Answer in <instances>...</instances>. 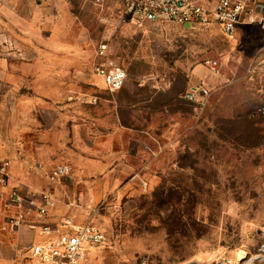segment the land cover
<instances>
[{
    "label": "rangeland",
    "instance_id": "1",
    "mask_svg": "<svg viewBox=\"0 0 264 264\" xmlns=\"http://www.w3.org/2000/svg\"><path fill=\"white\" fill-rule=\"evenodd\" d=\"M99 14L71 1L77 57L47 60L52 105L34 109L21 96L5 108L0 151L29 163L16 175L51 189L60 215L105 233L86 264H264V29L227 36L215 24L119 25ZM101 63L126 70L119 91L97 73ZM195 86L208 94L187 99ZM59 164L69 174L51 182ZM39 239H12L10 264H28Z\"/></svg>",
    "mask_w": 264,
    "mask_h": 264
},
{
    "label": "built area",
    "instance_id": "2",
    "mask_svg": "<svg viewBox=\"0 0 264 264\" xmlns=\"http://www.w3.org/2000/svg\"><path fill=\"white\" fill-rule=\"evenodd\" d=\"M100 12L105 23L143 26L146 23L174 22L194 26L218 25L227 36H233L241 27L257 25L264 28V17H259V3L250 0H88ZM107 41V40H106ZM102 42L98 54H106L107 43ZM104 76L111 91H119L125 84L127 72L121 66L96 67ZM208 94L204 86L192 87L189 100H198ZM11 161L0 157V190L6 187ZM66 164L55 166L49 179L54 182L69 174ZM3 228H20L38 234L28 250V264H86L89 247L106 239L105 233L91 223L81 222L69 214H57V198L51 189H32L21 192L12 188L6 193Z\"/></svg>",
    "mask_w": 264,
    "mask_h": 264
},
{
    "label": "crops",
    "instance_id": "3",
    "mask_svg": "<svg viewBox=\"0 0 264 264\" xmlns=\"http://www.w3.org/2000/svg\"><path fill=\"white\" fill-rule=\"evenodd\" d=\"M71 1L0 0V122L4 120L2 116L6 113L5 108H18L21 105V96L22 101L34 109L38 101L47 100L52 105L46 92L54 87L53 70L47 60L68 59L71 55L77 57L78 53L72 50L68 39ZM261 1L257 14L262 18L264 0ZM64 68V75H67L66 66ZM58 71L62 75L63 67L56 72ZM60 89L62 90L61 85ZM27 91V96L22 95V92ZM16 154L9 159L10 157L0 151V157L11 161L8 184L0 190V194H6L12 188L26 192L40 186L26 173L22 176L16 175L15 168L19 163L24 167L29 164L22 162L21 157ZM37 167L42 168L43 163L38 162ZM59 211L57 208V214L62 212ZM3 212L5 215L6 209L0 203V216ZM3 221L4 218L0 217V264H10L16 250L12 239L23 240L30 237L32 232H27L24 228L16 231L4 229Z\"/></svg>",
    "mask_w": 264,
    "mask_h": 264
},
{
    "label": "bare ground",
    "instance_id": "4",
    "mask_svg": "<svg viewBox=\"0 0 264 264\" xmlns=\"http://www.w3.org/2000/svg\"><path fill=\"white\" fill-rule=\"evenodd\" d=\"M94 248H95V247H94L93 245H91V246L89 247V252H88V254H91ZM241 256H242V257H245V254H241ZM242 257H241V258H242ZM257 258H259V257H257ZM257 258H255V259H257Z\"/></svg>",
    "mask_w": 264,
    "mask_h": 264
},
{
    "label": "water",
    "instance_id": "5",
    "mask_svg": "<svg viewBox=\"0 0 264 264\" xmlns=\"http://www.w3.org/2000/svg\"><path fill=\"white\" fill-rule=\"evenodd\" d=\"M185 26H186V27H192V26H191V25H189V24H186Z\"/></svg>",
    "mask_w": 264,
    "mask_h": 264
}]
</instances>
